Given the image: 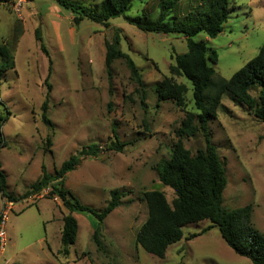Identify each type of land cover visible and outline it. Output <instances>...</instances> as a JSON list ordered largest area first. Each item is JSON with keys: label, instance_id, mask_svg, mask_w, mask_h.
Returning <instances> with one entry per match:
<instances>
[{"label": "rangeland", "instance_id": "1", "mask_svg": "<svg viewBox=\"0 0 264 264\" xmlns=\"http://www.w3.org/2000/svg\"><path fill=\"white\" fill-rule=\"evenodd\" d=\"M72 1L94 9L102 0ZM164 1L170 0H134L126 15L156 19ZM202 3L176 1L167 19L188 20ZM36 28L41 29L52 59L47 81L52 86L47 112L52 128L41 118L49 58L35 37ZM116 33L122 51L140 69L144 102L125 59L114 60L110 74L107 70L105 41H112ZM195 39L217 51V63L209 64L217 76L229 79L264 44V0H230L223 32L214 38L201 32ZM7 42L13 48L16 68L5 74L1 85L0 112H5L4 103L11 114L2 126L7 145L1 149L0 160L9 192L18 201L9 205L0 191V214L8 211L0 264H253L228 246L219 228L208 220L186 226L183 238L170 245L163 258L148 253L137 242V233L148 217L144 193L160 190L169 203L175 198L174 191L160 182L156 166L171 157L180 139L177 131L188 114H193V123L199 127L200 111L188 79L173 76L188 88L183 105L175 100L159 102L155 91L158 81L172 76L170 66L176 57L188 51L183 35L144 32L123 16L110 19L108 26L87 19L77 26L71 11L58 0H16L0 2V45ZM259 91L253 87L249 93L257 99ZM210 129L226 168L223 207L251 206V222L264 235V122L254 110L236 105L225 94ZM114 131L125 144L122 151L107 149L115 140ZM182 140L192 155L206 147L201 130ZM93 143L102 151L70 171L65 187L96 209L105 207L111 190L120 189L124 194L104 221L101 247L93 239L89 215L75 211L79 224L76 242L63 255L59 253L61 231L69 211L61 200L50 197V188L26 199L20 197L42 175L43 164L54 173L71 155ZM192 234L198 236L186 238Z\"/></svg>", "mask_w": 264, "mask_h": 264}, {"label": "trees", "instance_id": "2", "mask_svg": "<svg viewBox=\"0 0 264 264\" xmlns=\"http://www.w3.org/2000/svg\"><path fill=\"white\" fill-rule=\"evenodd\" d=\"M16 0H0L10 4ZM134 0H102L98 8L91 9L72 0H58V3L70 10L75 25H80L85 19L108 26L110 19L123 16L130 24L144 32H151L159 36L181 34L186 38L188 51L176 57V63L170 66V77L156 83L155 91L158 101L175 100L178 105L185 102L184 94L188 88L184 83L174 81L173 76H184L193 88V98L196 108L199 127L193 123V114H188L181 128L177 131L179 140L172 149L169 159H163L157 166L160 182L170 187L175 194L172 203H169L165 194L160 190H150L144 193L148 206V217L137 233V242L150 254L163 258L170 245L179 242L183 236V229L190 225L208 220L218 227L224 241L238 255L249 258L253 264H264V235L251 222L252 208L245 206L233 210L223 207V193L227 186L226 168L222 162L218 148L212 141L210 129L211 121L217 119L218 109L222 98L228 94L236 105H244L254 110L255 115L264 122V44L257 56L236 71L229 79L216 75V71L209 64L217 63L218 53L207 45L204 40H196L201 32L208 36L217 37L224 30V23L229 18L230 0H202V8L194 16L185 21L168 20L167 15L176 1H164L161 4L160 14L156 19L147 16L131 17L126 15ZM35 37L40 43L42 51L49 58V73L46 83L52 72V59L43 41L40 28H36ZM121 37L116 33L112 41H105V65L110 74L111 64L116 59H125L130 70L131 78L136 83V90L141 92L142 102L145 99V82L140 69L133 58L121 47ZM16 68V59L10 43L0 45V100L1 85L5 74ZM48 91L41 105L43 123L52 128L53 121L48 117L49 96L52 86L47 83ZM259 87V97L256 99L249 91ZM3 103V102H2ZM5 112H0V152L7 142L2 131L3 124L9 119L10 108L3 103ZM199 130L203 131L206 139L204 150L196 155L185 147L182 137L192 136ZM115 140L107 149L122 151L124 143L118 140L114 131ZM48 144L51 143L47 137ZM102 151L99 144H90L83 147L76 154L65 160L54 173L47 171L42 165V175L32 183L20 199L29 198L46 188H50V197H57L69 211L63 217L61 231V248L59 253L68 255L70 247L76 242L78 234V220L75 211L85 212L94 229L93 239L101 247V230L105 219L121 203L123 192L113 189L110 199L103 209L83 203L71 190L64 185L66 175L74 170L83 159L97 156ZM8 176L2 168L0 160V191L2 198L8 201H18L9 192ZM2 214H0V221ZM198 236L192 234L187 239ZM16 264V263H15Z\"/></svg>", "mask_w": 264, "mask_h": 264}, {"label": "built area", "instance_id": "3", "mask_svg": "<svg viewBox=\"0 0 264 264\" xmlns=\"http://www.w3.org/2000/svg\"><path fill=\"white\" fill-rule=\"evenodd\" d=\"M9 202H10L9 205H11L12 201H9ZM7 214H8V211L2 213V220L0 221V253H1L2 248L4 249L5 244H6V239H7L6 229H5V222H6V219H8Z\"/></svg>", "mask_w": 264, "mask_h": 264}]
</instances>
